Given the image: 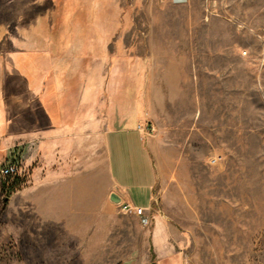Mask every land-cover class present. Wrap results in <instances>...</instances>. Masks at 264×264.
I'll return each instance as SVG.
<instances>
[{
    "label": "rangeland",
    "instance_id": "rangeland-1",
    "mask_svg": "<svg viewBox=\"0 0 264 264\" xmlns=\"http://www.w3.org/2000/svg\"><path fill=\"white\" fill-rule=\"evenodd\" d=\"M54 38L123 76L109 101L144 127L151 223L125 216L117 251L36 228L2 190V167L22 164L3 87ZM0 264H264V0H0Z\"/></svg>",
    "mask_w": 264,
    "mask_h": 264
},
{
    "label": "crops",
    "instance_id": "crops-1",
    "mask_svg": "<svg viewBox=\"0 0 264 264\" xmlns=\"http://www.w3.org/2000/svg\"><path fill=\"white\" fill-rule=\"evenodd\" d=\"M75 44L74 38L45 41L27 71L15 74L21 87L8 80L3 87L5 140L20 146L30 172V185L9 203L21 208L27 201L38 229L90 234L92 244L117 251L125 216L137 225L142 216L117 212L110 195L149 207L156 171L138 112L124 114L119 94L109 101V87L122 89L123 76H109Z\"/></svg>",
    "mask_w": 264,
    "mask_h": 264
},
{
    "label": "built area",
    "instance_id": "built-area-1",
    "mask_svg": "<svg viewBox=\"0 0 264 264\" xmlns=\"http://www.w3.org/2000/svg\"><path fill=\"white\" fill-rule=\"evenodd\" d=\"M144 130V127L141 126ZM14 159L7 162L1 169L2 175L7 178L9 176H21L24 172V169L21 164V160L17 157H13ZM120 210L123 212H131L135 213L137 215L142 216V223L145 226L150 225L151 223V214H150V208H146L143 206H138L132 203L127 202H120L119 203Z\"/></svg>",
    "mask_w": 264,
    "mask_h": 264
},
{
    "label": "trees",
    "instance_id": "trees-1",
    "mask_svg": "<svg viewBox=\"0 0 264 264\" xmlns=\"http://www.w3.org/2000/svg\"><path fill=\"white\" fill-rule=\"evenodd\" d=\"M24 179H21V177L17 176H9L6 178L5 183L2 186L3 192L7 195L10 196L14 191L18 190Z\"/></svg>",
    "mask_w": 264,
    "mask_h": 264
},
{
    "label": "water",
    "instance_id": "water-1",
    "mask_svg": "<svg viewBox=\"0 0 264 264\" xmlns=\"http://www.w3.org/2000/svg\"><path fill=\"white\" fill-rule=\"evenodd\" d=\"M110 198L115 202V203H120L122 201L121 197L116 194V193H111Z\"/></svg>",
    "mask_w": 264,
    "mask_h": 264
},
{
    "label": "bare ground",
    "instance_id": "bare-ground-1",
    "mask_svg": "<svg viewBox=\"0 0 264 264\" xmlns=\"http://www.w3.org/2000/svg\"><path fill=\"white\" fill-rule=\"evenodd\" d=\"M175 1H185V0H175Z\"/></svg>",
    "mask_w": 264,
    "mask_h": 264
}]
</instances>
